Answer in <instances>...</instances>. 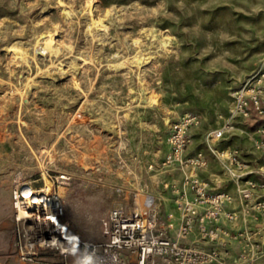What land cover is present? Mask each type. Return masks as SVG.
Returning a JSON list of instances; mask_svg holds the SVG:
<instances>
[{"label": "rangeland", "instance_id": "1", "mask_svg": "<svg viewBox=\"0 0 264 264\" xmlns=\"http://www.w3.org/2000/svg\"><path fill=\"white\" fill-rule=\"evenodd\" d=\"M49 31H58L50 42L63 46L60 54L35 55ZM17 43L30 56L14 63L7 47ZM262 76L264 0H0V264H23L27 253L19 225L5 231L16 175L23 186H43L40 147L54 145L47 172L56 190L67 188L82 235L98 241L112 209L134 212L146 185L156 193L161 181L182 178L160 166L184 115L201 117L189 153H205V179L222 182L231 151L254 161L264 117L231 108L235 93ZM16 86L23 95L12 94ZM219 131L222 138L205 141ZM39 257L62 264L57 250Z\"/></svg>", "mask_w": 264, "mask_h": 264}, {"label": "built area", "instance_id": "2", "mask_svg": "<svg viewBox=\"0 0 264 264\" xmlns=\"http://www.w3.org/2000/svg\"><path fill=\"white\" fill-rule=\"evenodd\" d=\"M263 77L235 93L231 112L264 117ZM200 124V116L186 114L169 136L170 151L160 169H177L183 176L161 182L173 204L167 222L161 219L165 199L146 185L136 211L114 208L108 213L98 241L58 251L62 264H72V259L76 264H264V124L254 140L257 157L248 163L239 151H231L221 183L202 177L209 166L203 151L189 153V131ZM223 133L208 132L205 141L219 140ZM41 245V253L23 255V264H43L39 254L55 250Z\"/></svg>", "mask_w": 264, "mask_h": 264}, {"label": "bare ground", "instance_id": "3", "mask_svg": "<svg viewBox=\"0 0 264 264\" xmlns=\"http://www.w3.org/2000/svg\"><path fill=\"white\" fill-rule=\"evenodd\" d=\"M94 24L95 23H92L91 25L93 26ZM57 32L58 31H49L37 40L33 47V53H35V55L37 52H42L45 55L59 53L63 46L57 42H50L51 38L58 34ZM96 34H98V32ZM165 38L161 40L162 44L166 42ZM152 39H154V37ZM158 44L159 43H157V45ZM156 47L155 49H157ZM7 50L11 53L14 63L24 61L30 56L22 44L20 45L17 43L10 45L7 47ZM145 58L146 54H139L134 60V63L139 65L145 61ZM31 82L32 79L30 78L27 87L30 86ZM12 92V94H19V96L23 95L22 90L17 86L13 87ZM53 146L54 145L50 147L42 146L37 152V154H39V168L43 172V186L41 188H35L32 185L23 186L22 183L24 182V179L22 176L16 175L15 177L16 190L19 189L20 191L15 192L13 198L15 213L8 218V228L5 232H9L14 224H18L21 229V245L28 253H35L38 246L41 244L64 253L68 252V250L79 248L82 243H91V240L85 239L86 236L84 237V234L82 235V232H84L85 229L80 225L81 222H79L80 217H78V213L68 207L64 202V195L67 188L60 186L59 189L56 190L54 183L47 172L49 168L47 160L49 159V161L52 162L54 158L53 153L50 150ZM59 179L62 180L60 181L61 184H66L64 180H68L65 176H62ZM44 242H46V244H44Z\"/></svg>", "mask_w": 264, "mask_h": 264}, {"label": "crops", "instance_id": "4", "mask_svg": "<svg viewBox=\"0 0 264 264\" xmlns=\"http://www.w3.org/2000/svg\"><path fill=\"white\" fill-rule=\"evenodd\" d=\"M167 181H169V180H167ZM161 182H162V181H161ZM164 182H166V181H164ZM148 191H149L150 193L154 194V195L157 196V197H163V198L165 199L164 207H163L162 210H164V211L167 213V215L170 214L169 211H172V212H173V204H172V202H171V195H170L169 192L162 190V191H160V192H156V193H154V192H152V191L150 190V188H148ZM164 194H165V195H164ZM171 215H172V214H171Z\"/></svg>", "mask_w": 264, "mask_h": 264}]
</instances>
